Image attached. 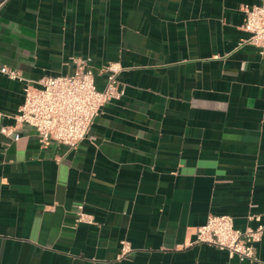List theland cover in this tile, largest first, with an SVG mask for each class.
Returning a JSON list of instances; mask_svg holds the SVG:
<instances>
[{
  "label": "crops",
  "instance_id": "crops-1",
  "mask_svg": "<svg viewBox=\"0 0 264 264\" xmlns=\"http://www.w3.org/2000/svg\"><path fill=\"white\" fill-rule=\"evenodd\" d=\"M260 0H3L0 126L25 81L89 59L124 94L75 148L28 125L0 133V264H257L192 243L208 214L264 226V54L244 9ZM92 223H76L78 204ZM253 216V218H250ZM132 248L116 260L120 240ZM255 256L264 262V229Z\"/></svg>",
  "mask_w": 264,
  "mask_h": 264
},
{
  "label": "built area",
  "instance_id": "built-area-1",
  "mask_svg": "<svg viewBox=\"0 0 264 264\" xmlns=\"http://www.w3.org/2000/svg\"><path fill=\"white\" fill-rule=\"evenodd\" d=\"M243 29L248 33L247 42L256 46L264 54V0L244 9ZM73 72L65 75L43 77L34 83L25 81L23 101L13 115L12 125L0 126V133L14 135L20 125H28L35 131L40 144L50 140L75 148L88 133L101 107L110 100L119 99L124 90L119 86L117 75L121 70L117 63H108L98 73L105 75V84L96 86V73L89 59L74 57ZM0 72L11 79L22 81L13 68L1 67ZM75 222L92 223V216L76 206ZM253 218V216H250ZM264 226H247L238 229L232 216L228 214H208L204 224L196 228L192 243L214 246L227 253L228 257L255 261L264 264L255 256V247L261 239ZM116 260L125 259L132 250L126 239L120 240Z\"/></svg>",
  "mask_w": 264,
  "mask_h": 264
},
{
  "label": "water",
  "instance_id": "water-1",
  "mask_svg": "<svg viewBox=\"0 0 264 264\" xmlns=\"http://www.w3.org/2000/svg\"><path fill=\"white\" fill-rule=\"evenodd\" d=\"M3 0H0V3L2 2Z\"/></svg>",
  "mask_w": 264,
  "mask_h": 264
}]
</instances>
